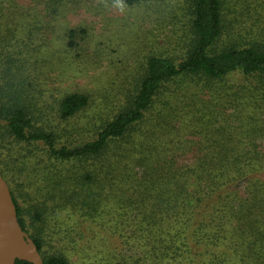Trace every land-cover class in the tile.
I'll return each instance as SVG.
<instances>
[{"label": "trees", "instance_id": "16d2710c", "mask_svg": "<svg viewBox=\"0 0 264 264\" xmlns=\"http://www.w3.org/2000/svg\"><path fill=\"white\" fill-rule=\"evenodd\" d=\"M61 1H54L55 8ZM152 1L165 0H125L128 7ZM248 2L187 0L190 37L184 53L177 60L169 55L148 56L133 91H126L125 103L94 122L92 133L80 143L60 141L54 123L69 126L80 114L92 112L88 94L62 95L49 108L52 121L42 125L37 123L41 117L34 113L35 104H28L23 95L0 96V140L11 139L44 152L45 158L38 161L24 154L13 157L11 170L10 162L7 167L0 162L19 225L44 264H73L63 252L50 250L53 236L45 224L58 212L71 210L65 219L74 222L58 238L61 244L75 242L72 238L79 233L80 221L93 219L102 202L100 190L108 185L112 204L101 217L112 213V264H264V43L250 39L254 25H238ZM67 32L70 48L76 46V32L85 33ZM262 33L264 29L258 31ZM5 58L11 62H4L7 71L19 62ZM18 66L23 67V62ZM233 76L246 83L234 94L243 90L252 109L237 115L236 123L216 117L204 132H196L204 142L218 140L206 154L182 157L180 143L165 151L147 118L162 87L183 78L219 83ZM42 90L37 88L34 94L41 96ZM124 90H118L119 97ZM174 116L173 111L161 110L156 128L161 129L162 121L172 132ZM145 120L152 126L142 128ZM202 124L200 120L196 128ZM186 125L177 121L174 126L182 131ZM71 129L90 133L82 124ZM62 132L70 131L62 128ZM186 160L189 163L181 164ZM7 173L36 176L38 195L22 194L27 185H17L13 177L7 179ZM127 245L141 256L121 253ZM104 261L110 257L96 264Z\"/></svg>", "mask_w": 264, "mask_h": 264}, {"label": "rangeland", "instance_id": "374dc122", "mask_svg": "<svg viewBox=\"0 0 264 264\" xmlns=\"http://www.w3.org/2000/svg\"><path fill=\"white\" fill-rule=\"evenodd\" d=\"M54 1L0 0V96L23 95L28 104H35L34 113L41 117L37 123L42 125L52 121L49 108L53 109L55 100L62 95L71 92L88 94L93 101L92 112L80 114L69 126L54 123L60 141L80 143L92 133L94 122L99 123L100 117L115 113L120 104L125 103L126 91H133L137 73L148 56L169 55L177 60L184 53L190 37L189 14L185 8L187 0L152 1L127 7L124 13L105 7L102 0H62L56 8ZM246 1L250 7L243 10V17L237 18L238 25H254L250 39L264 43V33L258 35V31L264 29V0ZM175 5H178L176 11ZM228 15L229 19L233 17L231 13ZM70 29L85 32H76V46L73 48L67 45V31ZM5 57L22 61L24 66H18L16 61L7 71L11 62ZM15 66L19 67L18 71ZM245 84L239 76L219 83L197 78L168 83L162 87L147 114L148 121L154 123L155 139L166 148L165 151L174 143H180L182 157L208 153L216 147L218 140L211 138L204 142L196 132H204L216 117L224 123L231 120L236 123L237 115L252 109L253 103L244 97L243 90L234 94ZM36 87L43 89L41 96L34 94L37 93ZM120 89L125 90L119 97ZM163 109L174 112L172 132L162 121L161 129L156 128L155 123ZM200 120L204 124L196 128ZM177 121L187 124L182 131L174 126ZM152 123L145 120L142 128L151 127ZM77 124L85 126L90 133L72 131L71 127ZM62 128L70 131L69 134L62 132ZM20 154L34 156L36 161L45 158L44 152L37 148L17 144L11 139L0 140L1 165L7 167L10 162L8 169L11 170L12 158ZM44 162L39 163L43 165ZM186 163L189 161L181 162ZM10 176L17 185H27L22 194L38 195L35 191L40 183L36 176L7 173V179ZM100 192L103 196L100 197L99 211L93 214L92 220L80 221L79 233L72 238L75 242L61 244L58 238L65 235L66 226L71 227L74 222L65 219L71 210L58 212L51 222L45 224L53 236L50 250L63 252L73 264H96L100 258L108 256L110 261L99 264H112V213L101 217L108 203L112 204V187L108 185ZM120 252L141 256L129 245Z\"/></svg>", "mask_w": 264, "mask_h": 264}, {"label": "water", "instance_id": "95a60500", "mask_svg": "<svg viewBox=\"0 0 264 264\" xmlns=\"http://www.w3.org/2000/svg\"><path fill=\"white\" fill-rule=\"evenodd\" d=\"M15 261L44 264L35 244L19 225L9 187L0 173V264Z\"/></svg>", "mask_w": 264, "mask_h": 264}, {"label": "clouds", "instance_id": "9594fccd", "mask_svg": "<svg viewBox=\"0 0 264 264\" xmlns=\"http://www.w3.org/2000/svg\"><path fill=\"white\" fill-rule=\"evenodd\" d=\"M102 3L105 7H111L120 13H124L128 7L125 0H102Z\"/></svg>", "mask_w": 264, "mask_h": 264}]
</instances>
